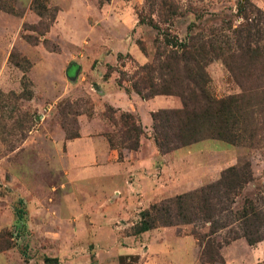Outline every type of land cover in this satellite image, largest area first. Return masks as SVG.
Listing matches in <instances>:
<instances>
[{
    "label": "rangeland",
    "instance_id": "1",
    "mask_svg": "<svg viewBox=\"0 0 264 264\" xmlns=\"http://www.w3.org/2000/svg\"><path fill=\"white\" fill-rule=\"evenodd\" d=\"M248 25L259 29L253 67L239 46ZM166 37L196 48L206 87L235 100L228 108L241 110L240 123L228 138L182 146L136 172L151 130L128 158L120 126L105 113L129 112L132 95L182 108L168 75L182 76L183 62L167 59L181 50ZM137 73L157 89H167V77L172 93L127 94L121 86ZM260 74L264 0H0V264H264ZM246 164L251 178L212 193L209 220L136 233L141 211ZM151 184L160 190L145 191ZM196 235L211 240L214 260L203 258Z\"/></svg>",
    "mask_w": 264,
    "mask_h": 264
},
{
    "label": "trees",
    "instance_id": "2",
    "mask_svg": "<svg viewBox=\"0 0 264 264\" xmlns=\"http://www.w3.org/2000/svg\"><path fill=\"white\" fill-rule=\"evenodd\" d=\"M239 32H241L239 46L244 50L241 57H243L248 67H253L259 58L257 52L259 29L256 28L252 32L250 25H248L246 28L240 29ZM242 32L244 35H242ZM166 42L171 46L180 47L181 50V54L174 53L169 55L167 59L174 62H183L182 76L168 75L170 82L175 81L181 87L177 94L181 96L183 106L179 109L159 108L150 112L152 123L151 133L148 136L133 112L122 111L123 113L116 118V115L114 116L115 110L106 111V119L111 124L120 126L124 140L127 142V145L122 148L127 150L136 151L140 146L141 137L147 136L153 139L160 153H169L177 148L204 139L213 137L228 138L230 134L225 133L226 130L230 126L238 127L240 123L241 110L236 109L233 114V111L229 112L230 107L228 108V106L234 104L235 100L218 99L206 87L209 79H207L203 65L200 64L196 48L191 47L186 42L170 37H166ZM191 66L194 68H191ZM148 67L144 65L141 70L144 72ZM162 78L167 83V89H157L149 77H140L138 73L136 77L130 79V87L127 85L121 86L120 80H118V86L123 87L127 94L134 91L144 99L156 94H171L167 77ZM256 79L264 81V74H260ZM261 86V88H264V84ZM147 87L150 91L146 92L144 90ZM261 103H264V99ZM197 107L200 109L198 112H196ZM249 178H251L249 164L241 167L229 166L215 183L192 192L178 194L141 211L140 220L135 227L136 233H143L158 225L191 224L200 216L209 220L215 211V204L212 203L214 198L212 193L217 191L219 186L239 188ZM210 231H213V229H210ZM250 234L252 233L248 231L244 233L247 241L252 244L257 239H254ZM196 238L202 247L201 255L203 258H207L208 261L214 260L213 258L217 256L218 251L213 249L211 240L203 241V236L197 235Z\"/></svg>",
    "mask_w": 264,
    "mask_h": 264
},
{
    "label": "crops",
    "instance_id": "3",
    "mask_svg": "<svg viewBox=\"0 0 264 264\" xmlns=\"http://www.w3.org/2000/svg\"><path fill=\"white\" fill-rule=\"evenodd\" d=\"M126 98L128 100V104H129V107L127 108V110L129 112H133V113L136 112L141 117V115L139 113V108L144 110V113L146 114V116L143 119L141 118V122L143 123V128L146 129L147 131H150L151 130V123H152L151 117H150V112L155 111V110H157L159 108H165L164 106H156V105H162V103H160V101H159V97L156 96L155 98H152V99H149V100H142L138 96L132 95L131 98H129V97H126ZM153 103H156V104H153ZM121 109H123V108H121ZM149 135H150V132H149ZM77 140H79V139H77ZM77 140H75L73 142H70V144L76 142ZM147 140H148V142L146 144L147 145V151H148L147 155H149V156L147 158H145V159L138 160V163H136V172L145 171V169H144L145 165L150 166L152 164L153 160H155V158H157V159L161 158V157L164 158L163 157L164 155H168V153H164L163 154V153H160L157 150V148H156V146L154 144V141H153V139L151 137H147ZM140 141H141L140 145H141V147H143L144 146V141L143 140H140ZM136 151L128 150L126 152V153H128V158L133 154V152H136ZM117 154H118V157H119V152L116 153L115 150H112V155L111 156H113V158H115V156H117ZM86 157H89V155H86ZM124 157H126V154H125ZM121 162L122 161L117 160V162L115 164H113V165L120 166L119 164ZM102 166H106V165H102ZM154 182H157V181H154ZM153 184H151L152 186L151 185H144V190L146 191L147 189H150V190H152V192L155 191V189L156 190H160L158 186H155Z\"/></svg>",
    "mask_w": 264,
    "mask_h": 264
}]
</instances>
